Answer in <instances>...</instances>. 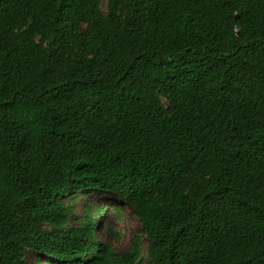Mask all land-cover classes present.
<instances>
[{
    "label": "trees",
    "instance_id": "16d2710c",
    "mask_svg": "<svg viewBox=\"0 0 264 264\" xmlns=\"http://www.w3.org/2000/svg\"><path fill=\"white\" fill-rule=\"evenodd\" d=\"M91 192L139 221L124 252ZM27 252L264 264V0H0V264Z\"/></svg>",
    "mask_w": 264,
    "mask_h": 264
},
{
    "label": "rangeland",
    "instance_id": "374dc122",
    "mask_svg": "<svg viewBox=\"0 0 264 264\" xmlns=\"http://www.w3.org/2000/svg\"><path fill=\"white\" fill-rule=\"evenodd\" d=\"M107 0H101V9L106 11ZM87 205L92 209L99 208L101 212H92V217L97 224L96 238L99 242L111 245L114 252L121 253L129 246L130 239L139 227V221L131 215L129 206L121 204L119 200L111 194H100L96 192L86 193L85 196H75L73 211L75 217H81L83 206ZM77 223H73L76 225ZM108 230H112L116 236L110 239ZM143 253L146 251V242L142 240ZM41 261H45L40 257ZM27 264H36L35 256L32 252H27L25 258Z\"/></svg>",
    "mask_w": 264,
    "mask_h": 264
}]
</instances>
